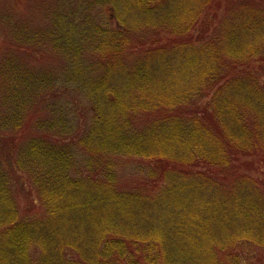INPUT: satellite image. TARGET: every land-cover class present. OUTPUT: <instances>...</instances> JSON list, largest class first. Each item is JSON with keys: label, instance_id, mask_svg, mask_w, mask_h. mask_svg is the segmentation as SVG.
I'll return each mask as SVG.
<instances>
[{"label": "trees", "instance_id": "16d2710c", "mask_svg": "<svg viewBox=\"0 0 264 264\" xmlns=\"http://www.w3.org/2000/svg\"><path fill=\"white\" fill-rule=\"evenodd\" d=\"M191 1L0 3V264H264V0Z\"/></svg>", "mask_w": 264, "mask_h": 264}, {"label": "rangeland", "instance_id": "374dc122", "mask_svg": "<svg viewBox=\"0 0 264 264\" xmlns=\"http://www.w3.org/2000/svg\"><path fill=\"white\" fill-rule=\"evenodd\" d=\"M7 1H9V0H0V3L3 4V5H6ZM194 1H195V2H194ZM194 1H191V2L189 3L188 6L194 5V6L198 7V6L200 5V3H201L200 0H194ZM251 3H253L254 6H257V2H256V1L251 0ZM0 27L4 28V30H5L6 32L8 31V30L5 28L6 26H4L3 24H0ZM0 32L3 33V31H0ZM1 36H2V34L0 33V37H1Z\"/></svg>", "mask_w": 264, "mask_h": 264}]
</instances>
